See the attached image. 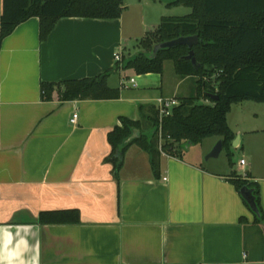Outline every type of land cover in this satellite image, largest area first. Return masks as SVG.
Returning <instances> with one entry per match:
<instances>
[{"label": "crops", "instance_id": "crops-1", "mask_svg": "<svg viewBox=\"0 0 264 264\" xmlns=\"http://www.w3.org/2000/svg\"><path fill=\"white\" fill-rule=\"evenodd\" d=\"M2 8L0 0V264H264V222L231 182L236 173L257 184L264 215V140L253 142L264 128H231L243 174L205 161L216 138L192 157L162 155L159 174L133 145L117 178L109 134L122 118L140 120L141 105L181 99L191 78L176 74L169 91L164 73L120 70L108 80L118 100H45L42 83L94 78L126 57L124 13L63 18L44 42L31 18L1 41Z\"/></svg>", "mask_w": 264, "mask_h": 264}, {"label": "trees", "instance_id": "trees-1", "mask_svg": "<svg viewBox=\"0 0 264 264\" xmlns=\"http://www.w3.org/2000/svg\"><path fill=\"white\" fill-rule=\"evenodd\" d=\"M170 6H185L191 13L163 17L159 26L142 39V52L136 57L122 58L113 70L94 78L42 83L45 100H52L57 93L59 101L70 102L118 100L121 89L108 84L112 74L133 70L137 75H162L168 61L173 62L179 77L196 80L195 95L178 99L180 105L162 123L155 106L141 105L138 121L121 119V125L108 136L112 152L107 161L113 164L117 178L126 152L133 145L149 154L152 168L159 174L162 155L181 157L184 146L218 138L223 141L233 167L231 148L236 135L228 123L232 106L264 103V0H177ZM125 9L124 0H3L1 41L31 18L40 20V37L44 42L63 18L114 20L120 19ZM192 36L199 37L198 45L192 49L197 68L186 60L190 53L186 46L151 56L158 44ZM209 94L217 95L218 99L209 98ZM201 99L208 103L199 104ZM136 130L140 136L130 140ZM231 182L238 191L245 186L254 191L261 214L255 216V222H264L259 186L236 173L232 174Z\"/></svg>", "mask_w": 264, "mask_h": 264}, {"label": "rangeland", "instance_id": "rangeland-1", "mask_svg": "<svg viewBox=\"0 0 264 264\" xmlns=\"http://www.w3.org/2000/svg\"><path fill=\"white\" fill-rule=\"evenodd\" d=\"M169 0H124L125 7L127 8L124 12V20L127 28V35L130 37L126 43L127 52L126 59L136 57L142 52L140 43L146 34L150 31L155 30L163 17H182L187 13L191 12V9L185 6H167ZM130 75V74H128ZM135 77L138 75L135 74ZM174 64L168 61L164 68L165 85L169 91L174 90V79L176 78ZM126 80V79H125ZM114 84L119 83V76H115L112 79ZM196 80L191 78L187 81V84L182 86L179 98L189 97L195 95L196 91ZM208 102L204 99L199 101V104H207ZM228 123L230 128L239 134L245 135L249 130L262 129L264 128V103L255 102H243L234 104L232 110L228 115ZM254 136L253 142H263L262 138ZM217 140L216 138H210L204 141L201 145H189L182 148V153H186L187 157L194 156L198 151L201 150V146H209ZM161 143H163L161 141ZM217 144V143H216ZM215 144V145H216ZM234 144V142H233ZM232 144V146H233ZM214 145V146H215ZM204 147V148H205ZM209 154V153H208ZM205 156V161L206 157ZM232 162L234 163L233 169L239 174H243L239 168L238 162L241 160L243 149L240 147L236 149L231 148ZM211 162H215L219 165L230 166V157L226 150H224L218 159H211ZM241 166V164H240ZM239 176V175H238Z\"/></svg>", "mask_w": 264, "mask_h": 264}, {"label": "water", "instance_id": "water-1", "mask_svg": "<svg viewBox=\"0 0 264 264\" xmlns=\"http://www.w3.org/2000/svg\"><path fill=\"white\" fill-rule=\"evenodd\" d=\"M199 43V37L198 36H192V37H181L173 41L165 42L162 44H158L154 47V50L151 54L152 57H156L160 51L163 50H169V49H174L177 47L181 46H186L189 48L190 53L186 57V60L191 61L193 66L195 68L198 67L197 65V59L195 57V53L192 51L193 47L198 45ZM209 98L215 100L218 99L217 95L209 94ZM140 136V132L136 130L131 137L130 140L137 139ZM224 151V145L223 141L220 140L217 142V144L214 146L212 151L207 155L206 161H209L211 159H218L222 152ZM239 194L243 198V200L248 204L250 210L255 214L256 216L260 217V211L256 203V197L254 195V191L248 188L247 186L243 187L240 191Z\"/></svg>", "mask_w": 264, "mask_h": 264}, {"label": "built area", "instance_id": "built-area-1", "mask_svg": "<svg viewBox=\"0 0 264 264\" xmlns=\"http://www.w3.org/2000/svg\"><path fill=\"white\" fill-rule=\"evenodd\" d=\"M122 57L120 54L115 55V61L120 62ZM135 79H131L129 83L123 84L124 87H127L129 84H135ZM180 105V101L177 98H169V97H160L156 101V108L159 111L160 123H162L163 119L172 115L173 110ZM79 119V115L75 114L71 120L73 125L77 124ZM241 166H245V161H241Z\"/></svg>", "mask_w": 264, "mask_h": 264}]
</instances>
